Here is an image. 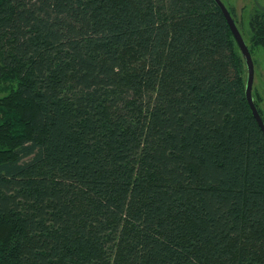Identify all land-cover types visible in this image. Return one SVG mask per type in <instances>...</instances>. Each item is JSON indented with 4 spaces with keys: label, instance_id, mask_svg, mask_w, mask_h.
Here are the masks:
<instances>
[{
    "label": "trees",
    "instance_id": "1",
    "mask_svg": "<svg viewBox=\"0 0 264 264\" xmlns=\"http://www.w3.org/2000/svg\"><path fill=\"white\" fill-rule=\"evenodd\" d=\"M247 79L216 0H0V264H264Z\"/></svg>",
    "mask_w": 264,
    "mask_h": 264
},
{
    "label": "rangeland",
    "instance_id": "2",
    "mask_svg": "<svg viewBox=\"0 0 264 264\" xmlns=\"http://www.w3.org/2000/svg\"><path fill=\"white\" fill-rule=\"evenodd\" d=\"M227 7H234L238 18V27L243 34L247 44L250 39V17L259 9L264 10V0H222ZM254 60V83L253 89L261 95V106L264 110V50L255 48Z\"/></svg>",
    "mask_w": 264,
    "mask_h": 264
},
{
    "label": "water",
    "instance_id": "3",
    "mask_svg": "<svg viewBox=\"0 0 264 264\" xmlns=\"http://www.w3.org/2000/svg\"><path fill=\"white\" fill-rule=\"evenodd\" d=\"M218 2V4L220 5L222 11L224 12L229 25L233 31V34L237 40V43L240 47V50L242 52V54L244 55L246 64H247V68H248V79H247V85H246V96L247 99L250 103V106L252 108L253 114L256 117L259 125L261 126V128L264 131V119L261 116V113L259 112L254 98H253V83H254V60H253V56L252 53L250 51V48L243 36V34L241 33L235 19L233 18V16L231 15L229 9L227 8V6L225 5V3L222 0H216Z\"/></svg>",
    "mask_w": 264,
    "mask_h": 264
}]
</instances>
